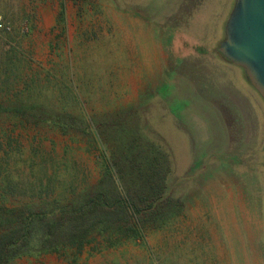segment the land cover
I'll return each mask as SVG.
<instances>
[{
	"label": "rangeland",
	"instance_id": "374dc122",
	"mask_svg": "<svg viewBox=\"0 0 264 264\" xmlns=\"http://www.w3.org/2000/svg\"><path fill=\"white\" fill-rule=\"evenodd\" d=\"M234 3L0 0V50L19 48L20 73L40 75L44 103L108 123L139 107L144 134L172 157L179 207L169 223L145 229L144 245L88 247L75 264H264V102L217 50ZM29 131L17 156L0 153L3 169L27 170L34 135L38 155L95 183L102 151ZM17 264L70 263L47 255Z\"/></svg>",
	"mask_w": 264,
	"mask_h": 264
},
{
	"label": "trees",
	"instance_id": "16d2710c",
	"mask_svg": "<svg viewBox=\"0 0 264 264\" xmlns=\"http://www.w3.org/2000/svg\"><path fill=\"white\" fill-rule=\"evenodd\" d=\"M110 1L119 6V0ZM58 19L65 24L63 5ZM19 55V48L0 50V153L17 156L22 137L37 130L69 141L78 137L103 154L92 185L69 169V161L38 155L34 135L28 140L26 171H9L0 163V264L47 255L75 264L88 247L144 245L145 229L163 228L179 207L171 197L173 169L167 145L144 134L139 107L128 120L110 123L92 120L72 105L53 109L39 95L40 75L23 79Z\"/></svg>",
	"mask_w": 264,
	"mask_h": 264
},
{
	"label": "water",
	"instance_id": "95a60500",
	"mask_svg": "<svg viewBox=\"0 0 264 264\" xmlns=\"http://www.w3.org/2000/svg\"><path fill=\"white\" fill-rule=\"evenodd\" d=\"M218 53L242 70L264 102V0H234Z\"/></svg>",
	"mask_w": 264,
	"mask_h": 264
},
{
	"label": "built area",
	"instance_id": "2783aa9c",
	"mask_svg": "<svg viewBox=\"0 0 264 264\" xmlns=\"http://www.w3.org/2000/svg\"><path fill=\"white\" fill-rule=\"evenodd\" d=\"M2 28V23L0 22V29Z\"/></svg>",
	"mask_w": 264,
	"mask_h": 264
}]
</instances>
